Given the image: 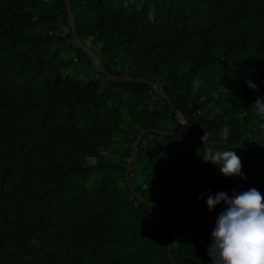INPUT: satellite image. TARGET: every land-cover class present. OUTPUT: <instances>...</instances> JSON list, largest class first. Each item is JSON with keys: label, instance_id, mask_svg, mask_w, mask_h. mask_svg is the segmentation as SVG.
I'll return each instance as SVG.
<instances>
[{"label": "trees", "instance_id": "1", "mask_svg": "<svg viewBox=\"0 0 264 264\" xmlns=\"http://www.w3.org/2000/svg\"><path fill=\"white\" fill-rule=\"evenodd\" d=\"M0 0V264H264V0ZM83 72L84 74H82ZM95 76H90V73Z\"/></svg>", "mask_w": 264, "mask_h": 264}, {"label": "water", "instance_id": "2", "mask_svg": "<svg viewBox=\"0 0 264 264\" xmlns=\"http://www.w3.org/2000/svg\"><path fill=\"white\" fill-rule=\"evenodd\" d=\"M64 2V6H65V10H66V14H67V20L69 23V26L71 28V32H72V37H73V42L75 44L76 47H78L80 50H82L84 53H86L87 55L91 56L94 60H95V66L96 69L99 73L103 74L106 79L108 81L111 82H126V81H135V82H140V83H145L151 87L154 88V90L160 95L162 96L164 99H166L168 101V103L170 104V109H171V114L173 119L176 121V123L178 124V129L177 130H167V129H144L141 130L136 138L135 141L132 145V149H131V154L130 157L127 160V168L126 171L124 173V180L126 185L128 186V188L130 189V191L132 192V194H134L137 199L150 206L153 207V205L151 203H149L148 201H146L141 195H139L137 193V191L135 190V188L133 187V185L130 182L129 179V175L131 172V168H132V163L135 159L139 144L143 138V136L147 133H151V134H156V135H161V136H173V137H184L187 131V127L186 124L184 122V120L182 119V117L177 113V111L175 110L174 106L172 105L169 97L167 96V94L165 93L162 84L158 81H148L142 78H132L130 76L127 75H113L110 74L109 72H107V70L104 67V64L102 62L101 57L94 53L93 51H91L86 45L83 44V42L79 39L77 33H76V27H75V22H74V14H73V10L71 7V2L70 0H63ZM159 219H160V223H161V227H162V231H163V235H164V239L166 242V247H167V253H168V258L171 262V264H175L172 254H171V245H170V241H169V236L167 233V229H166V225L164 223V219L162 217L161 214H159Z\"/></svg>", "mask_w": 264, "mask_h": 264}, {"label": "rangeland", "instance_id": "3", "mask_svg": "<svg viewBox=\"0 0 264 264\" xmlns=\"http://www.w3.org/2000/svg\"><path fill=\"white\" fill-rule=\"evenodd\" d=\"M81 73L84 74L83 72H81ZM90 76H93L94 77L95 76V73L91 72L90 73Z\"/></svg>", "mask_w": 264, "mask_h": 264}]
</instances>
